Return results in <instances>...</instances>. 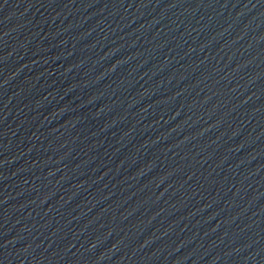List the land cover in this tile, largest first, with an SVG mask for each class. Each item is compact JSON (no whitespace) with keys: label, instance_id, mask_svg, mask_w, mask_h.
Instances as JSON below:
<instances>
[{"label":"water","instance_id":"obj_1","mask_svg":"<svg viewBox=\"0 0 264 264\" xmlns=\"http://www.w3.org/2000/svg\"><path fill=\"white\" fill-rule=\"evenodd\" d=\"M0 264H264V0H0Z\"/></svg>","mask_w":264,"mask_h":264}]
</instances>
